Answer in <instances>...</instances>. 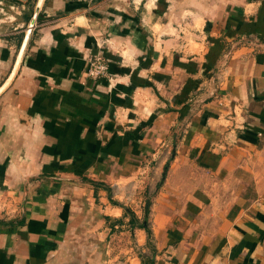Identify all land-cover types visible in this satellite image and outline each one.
<instances>
[{"label":"crops","instance_id":"obj_1","mask_svg":"<svg viewBox=\"0 0 264 264\" xmlns=\"http://www.w3.org/2000/svg\"><path fill=\"white\" fill-rule=\"evenodd\" d=\"M0 1V264H264V0Z\"/></svg>","mask_w":264,"mask_h":264},{"label":"built area","instance_id":"obj_2","mask_svg":"<svg viewBox=\"0 0 264 264\" xmlns=\"http://www.w3.org/2000/svg\"><path fill=\"white\" fill-rule=\"evenodd\" d=\"M1 2V1H0ZM132 3H136L135 0H131ZM88 64L86 68V75L92 80L100 78H106L109 75L108 63L100 52L91 54L88 58Z\"/></svg>","mask_w":264,"mask_h":264},{"label":"water","instance_id":"obj_3","mask_svg":"<svg viewBox=\"0 0 264 264\" xmlns=\"http://www.w3.org/2000/svg\"><path fill=\"white\" fill-rule=\"evenodd\" d=\"M19 1H26V0H19ZM41 2H42V0H37V4H36V8H35L36 11L39 9ZM34 18H35V16H33L32 20L29 23V27L27 29V35L30 32V30L34 24Z\"/></svg>","mask_w":264,"mask_h":264},{"label":"rangeland","instance_id":"obj_4","mask_svg":"<svg viewBox=\"0 0 264 264\" xmlns=\"http://www.w3.org/2000/svg\"><path fill=\"white\" fill-rule=\"evenodd\" d=\"M32 1H33V0H28V1H27V2H29V3H28L29 6L32 5V3H33ZM6 15H9V13L6 14ZM6 15L0 14V17H4V16H5V17H8V18H9V16H6Z\"/></svg>","mask_w":264,"mask_h":264}]
</instances>
